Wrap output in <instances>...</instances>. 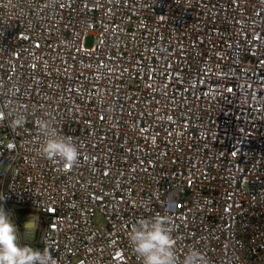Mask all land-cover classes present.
<instances>
[{"label": "built area", "instance_id": "built-area-1", "mask_svg": "<svg viewBox=\"0 0 264 264\" xmlns=\"http://www.w3.org/2000/svg\"><path fill=\"white\" fill-rule=\"evenodd\" d=\"M41 119L76 164L42 156ZM4 197L55 264H141L158 214L179 261L264 264V0H0Z\"/></svg>", "mask_w": 264, "mask_h": 264}, {"label": "clouds", "instance_id": "clouds-1", "mask_svg": "<svg viewBox=\"0 0 264 264\" xmlns=\"http://www.w3.org/2000/svg\"><path fill=\"white\" fill-rule=\"evenodd\" d=\"M23 123L21 114L12 120L13 127H20ZM37 123L43 137L39 149L42 156L62 160L69 166L76 164L80 152L72 139L60 135L47 120L41 119ZM128 239L141 264H209L202 252L195 248L189 250L182 261L177 259L175 239L165 215L139 220L132 226ZM0 264H55L50 249L41 251L21 243L18 228L3 204H0Z\"/></svg>", "mask_w": 264, "mask_h": 264}, {"label": "rangeland", "instance_id": "rangeland-1", "mask_svg": "<svg viewBox=\"0 0 264 264\" xmlns=\"http://www.w3.org/2000/svg\"><path fill=\"white\" fill-rule=\"evenodd\" d=\"M92 45H93V39H89L87 41V46L92 47ZM21 221H22V225L24 228V239L26 241L35 242V240L37 239V234H38V231H37V228L39 226L38 218L34 217L32 213H27L26 215H23L21 217ZM14 223L16 224L15 221H14ZM27 224L35 225L37 228L34 229L32 227H28ZM16 226H17V224H16Z\"/></svg>", "mask_w": 264, "mask_h": 264}, {"label": "crops", "instance_id": "crops-1", "mask_svg": "<svg viewBox=\"0 0 264 264\" xmlns=\"http://www.w3.org/2000/svg\"><path fill=\"white\" fill-rule=\"evenodd\" d=\"M27 213H32V212H23V213L21 214V217H22L23 215H26ZM32 214H33L34 217H37V218H38V220H39V224H40V220H41L40 216H39L38 214H35V213H32ZM21 217H20V219H21ZM27 226H28V227H32V228H34V229L37 228L35 225H31V224H27ZM23 229H24V228H23ZM28 242H30V241H28ZM27 245H29V246H31V247H33V248H36L35 245H34V242H30V244H27Z\"/></svg>", "mask_w": 264, "mask_h": 264}]
</instances>
